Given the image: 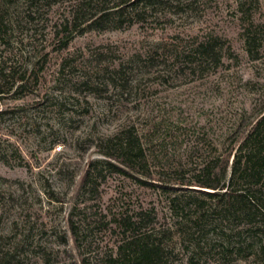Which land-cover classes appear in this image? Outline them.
<instances>
[{
    "label": "rangeland",
    "instance_id": "1",
    "mask_svg": "<svg viewBox=\"0 0 264 264\" xmlns=\"http://www.w3.org/2000/svg\"><path fill=\"white\" fill-rule=\"evenodd\" d=\"M172 4L157 5L144 19L129 14L121 28L78 31L62 49L55 26L69 3L0 0V75L8 76L6 88L14 76L30 78L22 91L14 86L0 95V264H80L72 217L91 222L87 236L98 252L116 240L105 220L141 208L171 230L177 255L169 264H264L262 213L242 221L211 216L201 232L187 221L183 233L169 205L175 194L190 195L183 189L138 187L106 174L99 199L86 201L81 192L87 166L102 159L99 139L125 124L147 132L163 120L151 145L175 165L185 162L189 146L180 132L205 130L216 146L231 141L222 133L234 135L240 115L249 129L264 107V0ZM208 38L219 39L220 65L191 72L183 53ZM119 68L121 80L109 85L110 71Z\"/></svg>",
    "mask_w": 264,
    "mask_h": 264
},
{
    "label": "trees",
    "instance_id": "2",
    "mask_svg": "<svg viewBox=\"0 0 264 264\" xmlns=\"http://www.w3.org/2000/svg\"><path fill=\"white\" fill-rule=\"evenodd\" d=\"M39 1L43 0H32V3ZM174 1L118 0L109 7L105 6L108 0H57L69 3V6L65 16L55 26V37L61 43V48L67 49L78 31L91 28L105 30L112 23H119L117 27L121 28L129 14L144 19L148 10L160 4L173 5ZM30 17L33 18L32 15ZM2 22L3 18L0 17V29ZM250 37L247 31V45L256 41V38ZM218 43V38L195 42L187 53H183L189 58L185 68L195 73L205 71L212 64L220 65L222 57ZM121 75L122 68L110 71L109 85L121 80ZM7 77L6 74L0 75V95L9 93L14 86L15 93L22 91L30 79L26 75H20L17 79L14 76L12 85L6 88ZM84 83L91 84L88 79ZM124 83L123 87H127L128 82ZM244 119L240 115L236 120L234 135L229 136L226 131L222 133L223 136L232 137L231 141L223 140L216 146L208 142L205 130L192 128L180 132V137H187L189 146L185 162L180 160L175 165L170 163L169 157L159 155L151 145L161 130L163 120L156 121L147 132L138 130L132 124H125L114 134L99 139L96 148L102 159L93 160L87 166L81 192L89 196L86 201L99 199V188L106 174L130 179L138 187L175 193L179 188L183 189L190 195L175 194L169 202L171 215L180 218V221L174 222V227L183 233L189 230L185 229L187 224L182 226L187 221L194 225L191 230L201 232L211 216L232 217L241 221L254 218L258 213L264 216V107L253 117L249 129L248 124L247 128L242 127ZM180 141L183 142V139ZM169 175L174 176V180ZM103 217L106 219L108 215L103 214ZM156 219V213L153 216L145 208L134 214H112L103 226L111 236H116V240L110 248L93 252L92 241L87 236L91 222L74 221L72 217L70 230L75 243L82 250L80 264H169L177 255L176 245L169 242L171 230L157 227ZM195 247L197 250L201 244Z\"/></svg>",
    "mask_w": 264,
    "mask_h": 264
}]
</instances>
